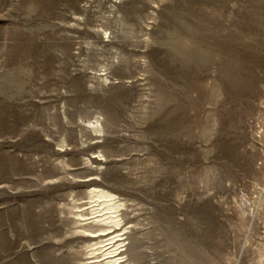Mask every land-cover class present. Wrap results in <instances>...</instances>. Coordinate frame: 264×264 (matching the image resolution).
<instances>
[{
  "label": "rangeland",
  "instance_id": "rangeland-1",
  "mask_svg": "<svg viewBox=\"0 0 264 264\" xmlns=\"http://www.w3.org/2000/svg\"><path fill=\"white\" fill-rule=\"evenodd\" d=\"M0 264H264V0H0Z\"/></svg>",
  "mask_w": 264,
  "mask_h": 264
}]
</instances>
